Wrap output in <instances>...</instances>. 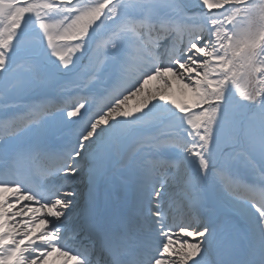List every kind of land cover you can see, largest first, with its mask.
<instances>
[{
  "label": "snow or ice",
  "instance_id": "obj_1",
  "mask_svg": "<svg viewBox=\"0 0 264 264\" xmlns=\"http://www.w3.org/2000/svg\"><path fill=\"white\" fill-rule=\"evenodd\" d=\"M54 255L264 264V0H0V264Z\"/></svg>",
  "mask_w": 264,
  "mask_h": 264
},
{
  "label": "bare ground",
  "instance_id": "obj_2",
  "mask_svg": "<svg viewBox=\"0 0 264 264\" xmlns=\"http://www.w3.org/2000/svg\"><path fill=\"white\" fill-rule=\"evenodd\" d=\"M157 86V82L156 81H150L149 82V85H148V87L149 88H153V87H156ZM130 104H134L135 103V100H133V101H130L129 102ZM116 175H114L111 179H110V181L112 180V179H114V177H115ZM107 182V184L105 185V187L102 189V186H103V184L104 183H102L101 185H100V187H99V191H98V195H99V197H100V202H101V204L103 205L104 204V202H107L106 201V199L109 197V200H112V199H114L112 196H110L109 194H107L106 193V190H108V189H112L113 188V190L114 191H116L117 192V195L118 194H121L122 196H123V192H122V189H121V185H119V186H117V185H111L110 183L111 182ZM121 184V183H120ZM83 189V184L81 185V189L80 190H82ZM79 209H76V210H74V212L75 211H78ZM78 223H81V221H77ZM63 257H58V256H53V257H49V264H61V262L63 261Z\"/></svg>",
  "mask_w": 264,
  "mask_h": 264
},
{
  "label": "rangeland",
  "instance_id": "obj_3",
  "mask_svg": "<svg viewBox=\"0 0 264 264\" xmlns=\"http://www.w3.org/2000/svg\"><path fill=\"white\" fill-rule=\"evenodd\" d=\"M118 174V173H117ZM119 177V176H118ZM194 242V241H193Z\"/></svg>",
  "mask_w": 264,
  "mask_h": 264
}]
</instances>
